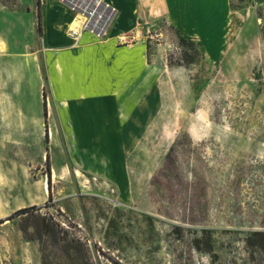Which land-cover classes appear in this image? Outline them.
I'll list each match as a JSON object with an SVG mask.
<instances>
[{
    "label": "rangeland",
    "instance_id": "obj_1",
    "mask_svg": "<svg viewBox=\"0 0 264 264\" xmlns=\"http://www.w3.org/2000/svg\"><path fill=\"white\" fill-rule=\"evenodd\" d=\"M44 1L0 0V264H264V21L255 4L231 0L226 15L220 0L216 30L191 32L177 29L170 8L145 5L134 24L114 28L118 44L150 47L157 77L151 100L135 104L143 122H122L116 102L91 94L77 110L81 131L54 97L50 71L71 45L49 42ZM52 4L74 18L63 0ZM117 13L95 38L110 36ZM72 20L58 26L66 35ZM179 136L180 176L155 182Z\"/></svg>",
    "mask_w": 264,
    "mask_h": 264
},
{
    "label": "crops",
    "instance_id": "obj_2",
    "mask_svg": "<svg viewBox=\"0 0 264 264\" xmlns=\"http://www.w3.org/2000/svg\"><path fill=\"white\" fill-rule=\"evenodd\" d=\"M52 1H44L42 8L44 22L51 31L48 40L53 44L71 45L50 71L51 80L55 82L54 97L57 99L59 95L65 100L64 113L67 115L69 112L66 119L81 122L79 127H85L86 130L84 118L77 117V110L87 105L91 94L95 97L105 96L107 100L116 102L117 115L122 122H143L135 119L139 113L135 104L140 95H149L147 101L151 100V84L157 75L151 70L153 62L149 58L148 43L140 47L120 45L114 35V28H126L134 24L136 15L142 13L141 9L145 5L152 10L161 4L164 13H168L170 8L179 31L216 30L215 19L219 16L216 7L220 0H172V4L171 0H109L118 10L110 36L99 40L89 31H84L76 45L69 34L58 28L60 24L70 23L73 13L59 4H52ZM250 3L260 10L258 18L264 21V0H250ZM232 10L231 0H226L224 13L229 15ZM107 122L114 121L109 119ZM80 130L83 131L81 127ZM47 184L49 187L48 181L46 187Z\"/></svg>",
    "mask_w": 264,
    "mask_h": 264
},
{
    "label": "built area",
    "instance_id": "obj_3",
    "mask_svg": "<svg viewBox=\"0 0 264 264\" xmlns=\"http://www.w3.org/2000/svg\"><path fill=\"white\" fill-rule=\"evenodd\" d=\"M75 12L68 34L76 45L83 32L89 31L96 37L107 34L116 9L108 0H63Z\"/></svg>",
    "mask_w": 264,
    "mask_h": 264
},
{
    "label": "trees",
    "instance_id": "obj_4",
    "mask_svg": "<svg viewBox=\"0 0 264 264\" xmlns=\"http://www.w3.org/2000/svg\"><path fill=\"white\" fill-rule=\"evenodd\" d=\"M40 3V0H37V4L39 5ZM40 27V26H39ZM41 28V27H40ZM182 40L185 42V41H189L191 44L193 43L192 40H187L186 38L182 37ZM193 45V44H192ZM150 48V47H149ZM180 61H184L186 63V61L183 59V60H180ZM180 64H182L180 62ZM43 96H44V112L45 114H47V100H46V92L43 91ZM46 134L48 135V131H46ZM185 135L187 136L188 138V142L189 144L192 146V139L191 137L189 136V134L185 133ZM184 142L182 141V137L179 136L176 138L175 142L170 146L167 154H166V159H165V163L163 165V167L158 171L157 175L155 176L154 180L155 182L157 181L158 183L159 180L158 179V176H164L166 177L167 179H170L172 177H179L180 174H179V157H178V152H179V148H182L184 147ZM50 159H49V154L47 155V173H48V183H49V189L51 190V183H52V180H51V173H50ZM29 208H21L19 210H17L15 212V214H21V213H24L26 211H28ZM4 222V220L0 219V223Z\"/></svg>",
    "mask_w": 264,
    "mask_h": 264
},
{
    "label": "bare ground",
    "instance_id": "obj_5",
    "mask_svg": "<svg viewBox=\"0 0 264 264\" xmlns=\"http://www.w3.org/2000/svg\"><path fill=\"white\" fill-rule=\"evenodd\" d=\"M108 2H109V4H110V5H112V4L110 3V1H109V0H108ZM114 8H115V7H114ZM115 9H116V8H115ZM47 189H48V186H47Z\"/></svg>",
    "mask_w": 264,
    "mask_h": 264
}]
</instances>
